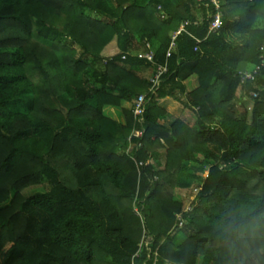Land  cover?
<instances>
[{
  "label": "trees",
  "instance_id": "trees-1",
  "mask_svg": "<svg viewBox=\"0 0 264 264\" xmlns=\"http://www.w3.org/2000/svg\"><path fill=\"white\" fill-rule=\"evenodd\" d=\"M216 14L210 0H0V264H264V0H220L211 32ZM147 42L168 67L154 94L155 65L134 56Z\"/></svg>",
  "mask_w": 264,
  "mask_h": 264
},
{
  "label": "built area",
  "instance_id": "built-area-1",
  "mask_svg": "<svg viewBox=\"0 0 264 264\" xmlns=\"http://www.w3.org/2000/svg\"><path fill=\"white\" fill-rule=\"evenodd\" d=\"M211 3L215 6L216 8V12L217 14L214 16V20L210 26V31L211 32H217L218 30H220V28L222 27V15L220 14V0H210ZM190 24L189 21L183 23L180 27V29L178 30V32H176L173 36V40L170 44V47L167 51V55L166 57L167 58H170L175 50V38L182 32H185L186 30V27ZM200 41L197 40V44H199ZM146 51H142V52H139V53H136L134 54V56H136V58L140 59V60H145L149 63H152L155 65V73L153 75V77L151 78V87H150V90L149 92L150 93H155V90L159 87L160 85V82H161V77L168 71V67H167V64L165 65H162V64H156L155 62V52H154V49L152 48L151 44L150 43H146ZM195 51H198V47L195 48ZM129 54H124L122 59L125 60L127 58ZM254 73H251V72H248L245 74V76H243L242 78V82H244L245 80L247 79H252L253 76H254ZM254 96H256L254 94ZM145 103H146V94H141L139 95L132 108H133V113L136 117L140 118L145 110ZM142 135V132H136L135 133V136L136 137H140ZM140 166L144 165V163H140L139 164ZM197 195H198V190L195 189L194 191V197H195V200L197 198ZM194 200V201H195ZM193 201V202H194ZM190 208H186V211H189ZM177 220L179 222V227H183L184 223H185V219L183 217L182 214L180 215H177ZM134 264V263H132Z\"/></svg>",
  "mask_w": 264,
  "mask_h": 264
},
{
  "label": "rangeland",
  "instance_id": "rangeland-1",
  "mask_svg": "<svg viewBox=\"0 0 264 264\" xmlns=\"http://www.w3.org/2000/svg\"><path fill=\"white\" fill-rule=\"evenodd\" d=\"M112 49L111 51L114 52L116 47H109V49ZM109 49H107V53H111L109 51ZM109 51V52H108ZM152 68H148L146 69L144 72L140 71L139 74H143V76H148V75H153L152 73ZM190 86H193L191 82H189ZM168 101L169 100H165L163 102H161L159 105L161 108L163 109H166V107L168 106ZM249 101V100H247ZM181 107V112L178 113L177 115H174V114H171L169 113L167 110V113L171 116H175V117H178V118H181L182 120H184L186 123H188L190 126H194L195 124V114L194 112L190 111V110H186L185 108H183L181 105H179ZM239 109V113L240 114H244L245 113V110L243 107L239 106L238 107ZM106 113L109 115V116H112V114H115L113 110H106ZM120 112L118 111V114ZM164 151H157L154 155H153V158H152V163L153 165L158 168V167H163V161H164ZM205 175H208V173H206ZM48 186L46 184H41L37 187H33V188H30V189H27L26 191V194L27 195H30V194H33V193H36V192H45L46 190H48ZM177 197L179 200H182L184 202V206L185 208H190V210H192L193 208V201L195 200V197H194V191L193 189H189V190H177ZM134 213L141 217V215H139V212H138V208L135 207L134 208Z\"/></svg>",
  "mask_w": 264,
  "mask_h": 264
},
{
  "label": "crops",
  "instance_id": "crops-1",
  "mask_svg": "<svg viewBox=\"0 0 264 264\" xmlns=\"http://www.w3.org/2000/svg\"><path fill=\"white\" fill-rule=\"evenodd\" d=\"M115 47V44L114 43H112L111 45H109V47ZM109 47L107 48V49H109ZM112 49L110 48L109 49V51L110 52H112L111 51ZM108 51V52H109ZM191 83H193L192 85H193V87H196L197 86V84H196V82L195 81H191ZM190 84V83H189ZM191 85V84H190ZM165 100H169V99H165ZM165 100H163V101H165ZM163 101H161V102H163ZM168 106L166 107V109L165 110H167L169 113H171V114H174V115H177L178 113H180L182 110H181V107L179 106L180 104H178L177 102H175V101H173V100H169L168 101ZM126 106H129L128 104L126 105ZM106 110H113L114 111V113L115 114H112V117L115 119V120H118V121H123V119H122V117L118 114V110L117 109H115V108H112V107H109V108H107Z\"/></svg>",
  "mask_w": 264,
  "mask_h": 264
}]
</instances>
